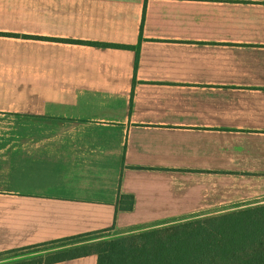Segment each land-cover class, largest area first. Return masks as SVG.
Wrapping results in <instances>:
<instances>
[{"label":"crops","instance_id":"1","mask_svg":"<svg viewBox=\"0 0 264 264\" xmlns=\"http://www.w3.org/2000/svg\"><path fill=\"white\" fill-rule=\"evenodd\" d=\"M0 33L49 39L0 37V253L264 206V0H0Z\"/></svg>","mask_w":264,"mask_h":264},{"label":"trees","instance_id":"2","mask_svg":"<svg viewBox=\"0 0 264 264\" xmlns=\"http://www.w3.org/2000/svg\"><path fill=\"white\" fill-rule=\"evenodd\" d=\"M0 37L19 36L0 33ZM70 42L97 47L134 49L121 45ZM140 49L141 45L136 48V69L139 65ZM135 84L136 80L134 86ZM134 202L133 197L120 195L119 209L132 211ZM190 216L201 215L180 216L135 226L133 228L146 232L126 240L100 242L101 245L98 246H101V250L98 253L83 252L81 248L70 247L88 243L90 238L103 236L114 231L115 227L0 253V256L43 247L49 250L48 254L40 258L45 262L39 264H57L91 255L98 257V264H264V206L219 216H201L206 218L198 220H193ZM165 223L170 226L159 229L165 227ZM156 230L160 231L153 232ZM136 240L138 242H135Z\"/></svg>","mask_w":264,"mask_h":264},{"label":"rangeland","instance_id":"3","mask_svg":"<svg viewBox=\"0 0 264 264\" xmlns=\"http://www.w3.org/2000/svg\"><path fill=\"white\" fill-rule=\"evenodd\" d=\"M12 35L19 36V37L21 36L19 34H12ZM19 37H8V38L20 39ZM25 37L26 38H23V39L32 38V39H38V40H43V41L49 40L47 38H35V37H27V36H25ZM67 43H69V40L67 41ZM72 44H75V43H72ZM190 217L193 218V220L206 218V217H201V216H190ZM168 226H170V224L165 223V227H159V229H164V228H167ZM158 231H160V230H156V231H153V232H158ZM144 232H146V231H144ZM144 232L141 231V230H137L136 228H133V227L126 228V229H116L115 228L114 231L108 232V233H106L103 236L90 238L89 239L90 241H88V243H80L78 245L71 246L70 248H76V249H80L81 248V249H83L82 250L83 252L98 253L101 250V246H98V245L99 244L101 245L102 242L126 240V239H130L131 236L135 235L134 237H136L138 235L143 234ZM121 242H123V241H121ZM135 242H138V240H136ZM48 250L49 249H46V248L42 247V248L35 249V250H32V251L28 250L26 252H18V253L1 255L0 256V264H39V263H44L45 260H42L40 258L42 256H45L46 254H48Z\"/></svg>","mask_w":264,"mask_h":264},{"label":"bare ground","instance_id":"4","mask_svg":"<svg viewBox=\"0 0 264 264\" xmlns=\"http://www.w3.org/2000/svg\"><path fill=\"white\" fill-rule=\"evenodd\" d=\"M94 233V232H93Z\"/></svg>","mask_w":264,"mask_h":264}]
</instances>
